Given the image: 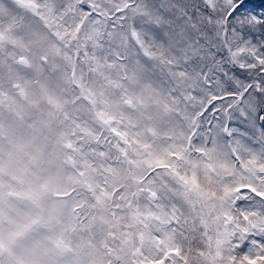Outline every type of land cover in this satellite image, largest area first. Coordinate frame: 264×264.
<instances>
[{
    "label": "snow or ice",
    "instance_id": "obj_1",
    "mask_svg": "<svg viewBox=\"0 0 264 264\" xmlns=\"http://www.w3.org/2000/svg\"><path fill=\"white\" fill-rule=\"evenodd\" d=\"M0 264H264V0H0Z\"/></svg>",
    "mask_w": 264,
    "mask_h": 264
}]
</instances>
